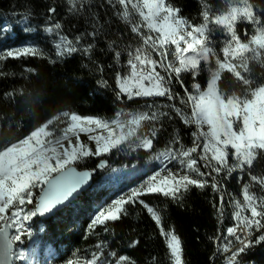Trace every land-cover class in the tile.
<instances>
[{"label": "snow or ice", "instance_id": "6c2138e0", "mask_svg": "<svg viewBox=\"0 0 264 264\" xmlns=\"http://www.w3.org/2000/svg\"><path fill=\"white\" fill-rule=\"evenodd\" d=\"M65 3L67 11L72 15L80 14L86 7L84 0H65ZM105 3L139 38L137 47L124 49L128 55L126 67L129 71L123 76L117 72V95L126 96L130 100L135 97H161L169 102L178 100L181 105L191 109L190 113L177 107L176 103H168L166 107L184 125H195L196 131L192 133L191 147L181 144L179 133H174L165 151L160 153L161 157L166 158L165 167L155 171L139 186L131 188L110 204H99L91 221L93 227L119 220L122 215L127 214L126 205L144 203L139 199L143 195L161 194L179 199L180 194L188 191L190 186L203 189L209 184L213 191L218 192L222 188L217 180L221 173H224L223 178L226 179L233 172L250 170L259 160H264V86L256 87L250 95L243 97L228 95L218 87L225 70L236 81L249 86L251 80L242 74L250 71L248 60L264 63L261 60L264 54V23L261 16L264 12L258 6L250 0H230L231 6L220 14L211 12L205 6L201 13L202 23L193 25L180 16V10L171 0H105ZM27 12L35 15L31 6ZM29 14L24 17L26 24L30 19ZM58 15L57 7L50 4L45 16L47 26L44 32L57 38L54 55L60 58L77 52L84 55L91 53L94 45L89 42L85 46L81 44V40L85 36L90 39L98 37L104 30L100 22L94 18L91 21V32L85 29L83 34H76L70 39L63 31ZM90 15L95 17L96 14ZM238 21L255 27V34L247 43L242 42L237 34L235 25ZM107 23L105 20V24ZM209 25L219 28L225 37L223 59L216 58L215 70L209 69L211 76L206 90L201 91L199 84L194 83L193 94L184 87L181 73L190 72L195 80L201 71V63L207 65L210 58L216 55L210 46L212 41L209 35L216 28L210 29ZM23 30L27 32L32 29L26 26ZM170 52L173 57L171 60ZM248 53L251 54L250 57L246 55ZM42 55L43 52L35 46L0 49V61ZM120 56L121 51L114 50L117 63ZM154 56L158 59L153 58ZM173 80L184 89L183 96L174 91ZM160 107L153 100L148 105V111L126 121L82 118L78 114L65 112L67 126L59 135L49 130V122L31 131L23 139L14 142L9 139L0 144V234L6 242V259H24V251L14 252L13 245L16 242L23 244L25 237L32 238L33 233L25 222L31 221L38 214L44 216L52 212L88 181V173H78L71 167L75 162L109 154L122 145L131 144L134 142L133 138L139 141V147L151 149L156 129L152 130V138H141L136 133L142 121H157L161 116L171 118L169 113L160 111ZM81 134L87 135L95 143L94 151L81 141ZM173 144L179 147L173 148ZM194 154H197L195 158ZM230 154L233 160L231 164ZM168 162L178 165L175 171L167 168ZM202 168L207 171H202ZM162 172L166 174L162 175ZM53 173H58V176H53ZM208 177H211V182ZM250 181L264 191V175L250 174ZM44 185H47L46 190L42 187ZM37 188H41L43 195L33 210H27L25 206L33 203V190ZM220 202L221 205L224 203L223 196L220 197ZM144 207L160 226L173 264H182L180 239L164 230L157 211L148 205ZM234 208L235 225L227 228L226 236L234 237L240 246L227 257L228 264H240L238 257L241 253L254 243L264 242V232L255 241L251 239L254 231L264 229V195L250 193L245 186L243 203L237 201ZM9 228L14 229V235L9 236ZM238 229L243 235H237ZM136 243L138 242H133L130 246H135ZM230 250V241L220 249L221 252ZM97 259L93 256L85 264H97ZM68 264L76 262L69 261ZM115 264H132V261L126 256H120Z\"/></svg>", "mask_w": 264, "mask_h": 264}, {"label": "trees", "instance_id": "16d2710c", "mask_svg": "<svg viewBox=\"0 0 264 264\" xmlns=\"http://www.w3.org/2000/svg\"><path fill=\"white\" fill-rule=\"evenodd\" d=\"M250 2L264 12V0ZM84 3L85 9L78 15H72L67 11L65 0H0V49L35 46L43 52L42 56L0 61V144L9 139L13 142L23 139L49 122V129L59 135L67 126L65 112L78 114L82 118L126 121L131 111H139L142 106L155 100L163 105L160 111L169 113L171 118L162 116L161 121H148L141 138H152V130L157 131L150 151L139 147V141L135 140L112 150L105 171L97 169L101 159L93 160L91 165L79 166L74 163L81 170L96 172L92 187L50 219L34 217L36 229L28 243L35 242L40 247L41 256L47 257L48 250L53 252L51 260L45 264H68L69 261L85 264L93 256L98 258L97 264H115L120 256L128 257L132 264H173L160 226L144 207L148 205L161 216L164 230L180 239L182 264H224L223 260H227L240 246L234 237L226 236L227 228L235 225L234 204L237 201L243 203L245 186L250 193L264 195V191L250 181V174L264 175V160H259L250 170H237L226 179L221 173L217 177L222 185L219 192L213 191L209 184L203 189L190 186L188 191L180 194L179 199L161 194L143 195L139 199L144 203L126 205L127 214L119 220L92 226L91 221L99 204H110L165 167L163 163L157 164L151 159L156 149L168 145L172 135L177 132L181 137L180 143L191 147L194 129L191 125H184L166 107L168 103H176L177 107L191 111L178 100L169 102L161 97H135L130 100L117 95V72L123 76L129 71L126 67L128 55L124 49L137 47L139 38L110 11L105 0H84ZM171 3L180 10L181 17L196 25L202 23L201 13L205 6L216 14L231 6L230 0H171ZM50 4L57 7V19L70 39L76 34H83L85 29L91 32L94 18L100 22L104 30L98 37L90 39L85 36L81 40L85 46L89 42L94 45L91 53L84 55L77 52L60 58L54 55L57 38L44 32ZM29 6L34 9L35 15L27 12ZM92 13L96 14L95 17L90 15ZM26 14L30 15L27 24L24 22ZM261 20L264 23V15ZM26 26L32 30L24 31ZM235 27L242 42L247 43L255 34V27L247 22L238 21ZM114 50L121 51L119 63L114 59ZM153 58L158 59L156 56ZM261 60H264V54ZM210 62L201 64V71L195 80L190 72H182L184 87L190 93L195 94L194 83L199 84L200 89L207 87L211 76L209 69H215L213 58H210ZM250 63L251 82L264 85V74H259V68L264 63L254 60ZM238 84L228 72H223L218 87L228 95L247 93V89L241 91ZM173 89L184 95L180 85ZM229 163H233L231 154ZM166 166L172 171L178 167L175 162ZM208 179L211 182V177ZM33 191L35 208L42 190ZM221 196L224 199L222 205ZM41 225L45 226L44 230H41ZM262 232L264 229L254 231L251 239L255 241ZM237 235L243 233L238 229ZM229 241L231 250L221 252L220 249ZM133 242L138 243L130 246ZM238 259L240 264H264V242L254 243Z\"/></svg>", "mask_w": 264, "mask_h": 264}, {"label": "rangeland", "instance_id": "374dc122", "mask_svg": "<svg viewBox=\"0 0 264 264\" xmlns=\"http://www.w3.org/2000/svg\"><path fill=\"white\" fill-rule=\"evenodd\" d=\"M111 12H113V10H110ZM117 17V16H116ZM119 18V17H118ZM120 19V18H119ZM122 21V20H121ZM124 24H126L124 21H122ZM191 24H193V23H191ZM126 25H128V24H126ZM193 25H196V24H193ZM129 26V25H128ZM130 27V26H129ZM209 27H210V29H212V28H216V26H214V25H209ZM209 35H210V39H211V41H212V44L210 45L211 47H213V50H214V52L216 53V55L215 56H213V57H211V58H213V63H214V65H215V60H216V58H220L221 60L223 59V52H222V46H223V42H224V39H225V37H224V35H222L221 34V30L219 29V28H216V30L215 31H212V32H210L209 33ZM246 55H248L249 57H250V53H248V54H246ZM169 58H170V60L171 59H173V57L171 56V52H170V54H169ZM250 61H251V59H249L248 60V67H249V72L248 73H242L243 75H245L246 76V78H247V75H250L249 77H248V79H250L251 80V63H250ZM235 62V61H234ZM203 63V62H202ZM201 63V64H202ZM210 64H211V62H210ZM215 67H216V65H215ZM215 70V69H214ZM264 66L263 65H261V68H259V74L261 75V74H264ZM224 72H227L226 70L224 71ZM230 74V77H233L232 76V74L231 73H229ZM181 77H182V73H181ZM228 77V76H227ZM234 78V77H233ZM226 79V78H225ZM210 80V79H209ZM238 86H240V90L242 91V89L243 88H245V89H247L245 92H247V93H245L244 95H239V96H245V95H250V92L252 91V90H254L256 87H258V86H264V85H261V84H259V82L257 83H253V82H251V84L249 85V86H244V85H242L240 82H239V84H238ZM250 87V88H249ZM206 88L207 87H205V88H202V89H200L201 91H204V90H206ZM244 93V92H243ZM236 95H238V94H236ZM160 104V103H159ZM148 103L146 104V105H144V106H142V109L141 110H139V111H131L130 113H129V116H130V118L129 119H131L133 116H135V115H138V114H140L141 112H146V111H148L149 110V108H148ZM161 105V104H160ZM162 106L163 105H161V107H160V110L162 109ZM153 108L155 109V106H153ZM128 119V120H129ZM161 119H162V116L159 118V120L161 121ZM148 121L149 120H145V121H142L141 122V125H140V127L137 129V133H136V135L137 136H139V137H142V135H143V131L146 129V126H147V123H148ZM50 130V129H49ZM93 134H95V133H93ZM80 139H81V141L83 142V143H85V144H87L89 147H91L92 149H93V151L95 150V143L94 142H92V141H90L89 139H88V136L87 135H84V134H81V136H80ZM133 141H135V138H133ZM136 141H138V140H136ZM73 142H75V140H74V138H73ZM66 143V142H65ZM169 145V144H168ZM168 145H166L165 147H163V148H161V149H156L154 152H153V154L151 155V159L154 161V162H156L157 164H164L165 165V163H166V158L165 157H161L160 156V153L161 152H164L165 151V149H166V147L168 146ZM172 147L173 148H176V147H179V145H176V144H173L172 145ZM152 149V148H151ZM151 149H146V151H150ZM195 155V157H196V155L197 154H194ZM110 157V153L109 154H105V155H101V156H93V157H88V158H85V159H83L82 161H77V162H75V163H77V165H79V166H84V165H91L92 163H93V160L95 161L96 159H101L102 161L103 160H108L107 158H109ZM170 162H168L167 164H169ZM166 164V165H167ZM75 166V165H74ZM77 167V166H76ZM37 189H39V188H37ZM26 207V209L27 210H33L34 209V207H33V203L31 204V205H26L25 206ZM26 223V227H28L31 231H32V233L34 234L35 233V229H36V224H35V219H34V217L32 218V220L31 221H29V222H25ZM15 234V231H14V229H12V232H11V235H14ZM33 237V236H32ZM29 240L30 239H28L27 237H25L24 238V243L23 244H21L20 242H16L15 244H14V248H13V251L14 252H16V251H24V253H25V257H24V259L23 260H19V259H16V258H13V263L14 262H17V263H19V264H24V263H26L25 261L27 260L26 259V254H27V249H25V246L27 245V244H29L28 242H29ZM34 244H35V242H33ZM33 249H34V247H33ZM33 249H31V251H30V253H29V257H28V263L29 262H31V264H45L47 261H48V259H47V257L49 256V250H48V256L46 257V256H41L40 255V249H38V250H35V251H33ZM36 249H37V247H36ZM223 263L224 264H228V260H223Z\"/></svg>", "mask_w": 264, "mask_h": 264}, {"label": "water", "instance_id": "95a60500", "mask_svg": "<svg viewBox=\"0 0 264 264\" xmlns=\"http://www.w3.org/2000/svg\"><path fill=\"white\" fill-rule=\"evenodd\" d=\"M108 166H109V161L108 160H103V161H101L98 164L97 169H98V171H105ZM71 167H73L76 170V172H78V173H88L89 174L88 181L85 184L81 185V187L78 188L77 191L74 192L73 195L68 198V200L62 202L60 205H57L56 208H54L52 210V212L46 213L44 216H40L38 214L37 217L40 220H48V219H50L51 217H53L54 215H56L59 211H61L64 208L68 207L72 202H74L84 192H86L87 190H89L92 187L93 182H94V176L96 175V172L95 171L90 170V169H83V170H81V169H79L78 167H76L74 165H72ZM53 176H58V173L54 174ZM46 188H47V185H44L43 189L46 190ZM42 195H43V192L41 191L40 195L36 199V206L38 205L39 200L42 197ZM11 232H12V229L9 228L8 229L9 236H11ZM0 240L6 245V242H5L4 237H3L2 234H0ZM13 248H14V245H13ZM6 260H7V262H6L7 264H13V259H11V260L6 259Z\"/></svg>", "mask_w": 264, "mask_h": 264}, {"label": "built area", "instance_id": "2783aa9c", "mask_svg": "<svg viewBox=\"0 0 264 264\" xmlns=\"http://www.w3.org/2000/svg\"><path fill=\"white\" fill-rule=\"evenodd\" d=\"M156 58H158V57H156ZM177 85H180V84L176 83L175 80H173L172 86L173 87H177ZM183 92H184V89H183ZM191 126L193 127L194 131H196V126L195 125H191ZM201 163H203V162H201ZM40 228H41V230H44L45 229V226H42L41 225ZM33 247H34V249H33ZM36 247H37V249H36ZM25 249H27V251H26L27 252L26 259L28 260L29 253H30L31 249H33V251L38 250L39 249V246L36 243L34 244L33 242H31V243H29V244H27L25 246ZM51 257H52V252H49V256L47 257L48 261L51 259ZM27 260L25 261L26 263H24V264H31V262L28 263L29 260L28 261Z\"/></svg>", "mask_w": 264, "mask_h": 264}, {"label": "bare ground", "instance_id": "6f19581e", "mask_svg": "<svg viewBox=\"0 0 264 264\" xmlns=\"http://www.w3.org/2000/svg\"><path fill=\"white\" fill-rule=\"evenodd\" d=\"M5 248L6 245L0 240V264H7L6 256H5Z\"/></svg>", "mask_w": 264, "mask_h": 264}]
</instances>
